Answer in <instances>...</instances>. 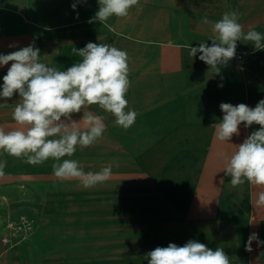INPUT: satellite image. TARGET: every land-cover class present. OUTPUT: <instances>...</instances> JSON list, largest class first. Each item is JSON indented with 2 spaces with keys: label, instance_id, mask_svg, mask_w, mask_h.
Masks as SVG:
<instances>
[{
  "label": "crops",
  "instance_id": "obj_1",
  "mask_svg": "<svg viewBox=\"0 0 264 264\" xmlns=\"http://www.w3.org/2000/svg\"><path fill=\"white\" fill-rule=\"evenodd\" d=\"M98 9V0H0V54L34 44L41 62L67 70L82 59L74 49L89 42L124 50L125 98L138 114L125 130L98 105L87 109L104 118L106 130L61 162L76 160L85 172L111 164V178L92 188L56 178L53 159L33 166L0 151L7 161L0 231L12 236L10 244L0 241V264H148L156 247L189 240L222 248L231 264H264V186L234 188L224 172L237 145L260 126L242 123L228 142L212 127L223 118L221 103L254 108L264 99V50L238 41L236 54L247 61L234 57L217 75L188 47L211 46L212 25L231 11L245 33L264 35V0H139L127 17L88 23ZM8 67H0V90ZM18 100V93L0 99L6 131L18 127ZM82 117L83 110L72 114ZM253 233L258 240L248 251Z\"/></svg>",
  "mask_w": 264,
  "mask_h": 264
},
{
  "label": "clouds",
  "instance_id": "obj_2",
  "mask_svg": "<svg viewBox=\"0 0 264 264\" xmlns=\"http://www.w3.org/2000/svg\"><path fill=\"white\" fill-rule=\"evenodd\" d=\"M98 4V11L88 23L98 21L103 24L112 16L127 17L139 0H98ZM72 7L75 9L76 4ZM239 18L238 11L224 13L212 25L215 36L211 39V46L206 43H200L198 47L190 45L189 55L193 58L200 53L199 60L219 75L221 66L235 57L238 41H249L255 50H264V35L252 28L245 33ZM203 22L209 23L207 19ZM74 51L82 59L67 70L41 62L40 50L34 44L9 54H0V67L10 63L2 78L0 99L6 101L17 93L19 95L12 112V119L18 127L9 131L0 127V151L15 158L23 157L33 166L53 159L56 178L79 180L82 187L88 189L109 180L112 165L99 172H85L76 160L63 159L61 162V158L73 156L77 146L86 148L93 145L106 130L104 118L87 109L98 105L112 114L115 124L125 130L135 123L138 114L128 109L125 98L130 87L126 51L92 42ZM219 107L224 113L223 118L212 127L221 142H228L233 135H239L242 123L245 128L253 124L260 126L237 145L236 151L227 159L224 172L231 177L230 184L235 188L247 181L264 186V99L254 108L244 103L235 106L221 103ZM81 110L82 119L79 122L72 120V114ZM6 166V160L0 161V176L4 175ZM260 199L264 201V194ZM253 240H258L255 233L249 236L246 250H251ZM146 257L148 264H231L222 248L213 250L196 240H189L183 246L175 243H169L167 247L158 246Z\"/></svg>",
  "mask_w": 264,
  "mask_h": 264
},
{
  "label": "rangeland",
  "instance_id": "obj_3",
  "mask_svg": "<svg viewBox=\"0 0 264 264\" xmlns=\"http://www.w3.org/2000/svg\"><path fill=\"white\" fill-rule=\"evenodd\" d=\"M11 222H13V220ZM12 226H15V224L13 223ZM8 231H4V230L0 231V241H1V243L5 244V245L11 243L12 236H11V233H9ZM4 238H8L7 242L5 241Z\"/></svg>",
  "mask_w": 264,
  "mask_h": 264
},
{
  "label": "built area",
  "instance_id": "obj_4",
  "mask_svg": "<svg viewBox=\"0 0 264 264\" xmlns=\"http://www.w3.org/2000/svg\"><path fill=\"white\" fill-rule=\"evenodd\" d=\"M235 59L237 62L245 63L247 61V55L238 53V54H235ZM4 239L7 242L8 238H4Z\"/></svg>",
  "mask_w": 264,
  "mask_h": 264
}]
</instances>
